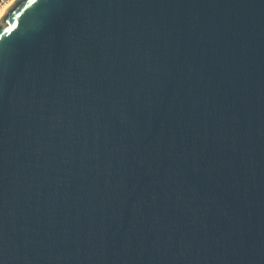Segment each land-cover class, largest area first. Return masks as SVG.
Wrapping results in <instances>:
<instances>
[{"label":"water","instance_id":"1","mask_svg":"<svg viewBox=\"0 0 264 264\" xmlns=\"http://www.w3.org/2000/svg\"><path fill=\"white\" fill-rule=\"evenodd\" d=\"M0 264H264V0H16Z\"/></svg>","mask_w":264,"mask_h":264},{"label":"rangeland","instance_id":"2","mask_svg":"<svg viewBox=\"0 0 264 264\" xmlns=\"http://www.w3.org/2000/svg\"><path fill=\"white\" fill-rule=\"evenodd\" d=\"M13 0H0V11L9 5Z\"/></svg>","mask_w":264,"mask_h":264},{"label":"bare ground","instance_id":"3","mask_svg":"<svg viewBox=\"0 0 264 264\" xmlns=\"http://www.w3.org/2000/svg\"><path fill=\"white\" fill-rule=\"evenodd\" d=\"M16 0H13L9 5H7L5 8H3L0 11V20L2 19L3 15L5 14L6 10L15 2Z\"/></svg>","mask_w":264,"mask_h":264},{"label":"snow or ice","instance_id":"4","mask_svg":"<svg viewBox=\"0 0 264 264\" xmlns=\"http://www.w3.org/2000/svg\"><path fill=\"white\" fill-rule=\"evenodd\" d=\"M34 2H35V0H34Z\"/></svg>","mask_w":264,"mask_h":264}]
</instances>
